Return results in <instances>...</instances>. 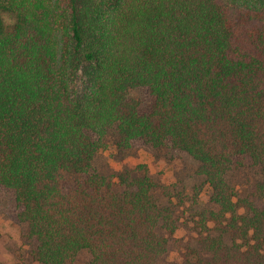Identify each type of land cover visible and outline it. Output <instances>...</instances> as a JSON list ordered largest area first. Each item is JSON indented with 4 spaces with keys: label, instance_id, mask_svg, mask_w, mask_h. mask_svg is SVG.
<instances>
[{
    "label": "trees",
    "instance_id": "obj_1",
    "mask_svg": "<svg viewBox=\"0 0 264 264\" xmlns=\"http://www.w3.org/2000/svg\"><path fill=\"white\" fill-rule=\"evenodd\" d=\"M14 16L8 27L3 15ZM154 99L142 113L129 91ZM115 128L187 153L210 192L180 264H264V0H0V190L14 192L32 259L157 264L177 230L145 167L86 175ZM249 158L262 181L226 174Z\"/></svg>",
    "mask_w": 264,
    "mask_h": 264
},
{
    "label": "rangeland",
    "instance_id": "obj_2",
    "mask_svg": "<svg viewBox=\"0 0 264 264\" xmlns=\"http://www.w3.org/2000/svg\"><path fill=\"white\" fill-rule=\"evenodd\" d=\"M3 18L8 27L13 26L14 16L4 14ZM129 95L138 102L142 113L152 108L154 99L147 88L132 89ZM91 137L99 145L91 168L86 175L66 176L64 191L74 189L79 181L90 174L112 176L115 190H118L119 173L134 171L138 174L137 170L145 167L148 176L160 186L153 192L155 199L161 206L172 207L177 221V230L169 238L167 252L157 264H180L185 248L197 244V212L212 208L209 188L198 174V162L187 153L172 148L169 142L154 148L136 140L130 150L119 151L115 128L100 134L92 133ZM262 179L259 167L249 158L226 174V181L242 196L249 195ZM258 205H264V200ZM25 233L26 225L18 221L14 192L0 190V264H40L30 255L31 246L25 239ZM90 262V254L82 251L72 264Z\"/></svg>",
    "mask_w": 264,
    "mask_h": 264
}]
</instances>
